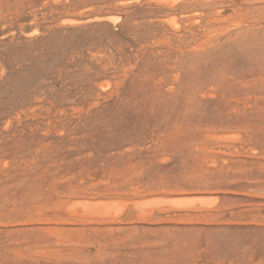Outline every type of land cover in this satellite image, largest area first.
I'll return each instance as SVG.
<instances>
[{"label":"rangeland","instance_id":"1","mask_svg":"<svg viewBox=\"0 0 264 264\" xmlns=\"http://www.w3.org/2000/svg\"><path fill=\"white\" fill-rule=\"evenodd\" d=\"M0 73V264H264V0H0Z\"/></svg>","mask_w":264,"mask_h":264},{"label":"bare ground","instance_id":"2","mask_svg":"<svg viewBox=\"0 0 264 264\" xmlns=\"http://www.w3.org/2000/svg\"><path fill=\"white\" fill-rule=\"evenodd\" d=\"M172 6V5H171ZM175 6V5H174ZM187 14V13H186ZM81 16V15H80ZM93 17H95V16H93ZM66 18V17H65ZM88 18V17H87ZM62 19V18H61ZM71 18H69V20H70ZM151 19V18H150ZM164 19V18H163ZM72 20V19H71ZM79 20V19H78ZM77 20V21H78ZM87 20V19H86ZM165 20H167V21H169V22H171V23H173V24H178V19H177V15H175V13H170L169 15H168V17H165ZM75 21V20H74ZM212 33V32H211ZM207 38V37H206ZM11 39V38H10ZM166 40V39H165ZM164 40V41H165ZM168 42V41H167ZM200 48H201V46H200ZM89 52H90V50H89ZM92 54H93V52H91ZM105 54V53H104ZM99 61V60H98ZM1 74V73H0ZM104 79H106V78H104ZM107 81H108V79H106ZM105 81V80H104ZM39 114V113H38ZM33 116V115H32ZM10 121V120H9ZM11 122V121H10ZM7 123V122H6ZM3 125H4V123H3ZM7 126H8V124H7ZM6 126V127H7ZM5 127V128H6ZM3 128H4V126H3ZM196 198H198V200H201V198H202V201L205 199L206 200V198H203V197H187V196H183V197H180V198H171L170 199V201H173V202H176V203H188V202H191V201H195L196 200ZM70 199V198H69ZM101 199H104V198H100V200ZM154 198H152V199H150L149 198V200H146L145 201V199H144V201H143V199H142V201L141 202H138L137 204H140L141 206H143V205H146V204H149V203H151V202H153L154 200H153ZM160 199H162V198H160ZM208 199V198H207ZM100 200H97L96 199V197H91V198H89L88 199V201L87 202H81L80 204H78V206L79 207H81V209H82V211L84 210V211H86V212H90V213H94V212H101V211H104V210H110V209H115V207H116V205H115V203H113L114 205H112V202L110 203V202H105V201H100ZM106 200V199H105ZM159 200V199H158ZM163 200V199H162ZM204 200V201H205ZM71 201V200H70ZM113 201V200H112ZM118 201V200H117ZM156 201H157V199H156ZM75 202V201H74ZM73 202V203H74ZM159 202V201H158ZM158 202H156V203H158ZM164 202V201H163ZM169 202V201H168ZM117 203H121V205H122V201H119V202H116V204ZM155 203V202H154ZM159 204H161L162 205V203H160L159 202ZM203 204V203H202ZM76 204H74V206H75ZM154 205V204H153ZM182 205V204H181ZM192 205V204H191ZM199 205V204H198ZM73 206V207H74ZM117 206H120V204L118 205L117 204ZM160 206V205H159ZM184 206V205H183ZM71 207V206H70ZM140 207V206H139ZM118 208V207H117ZM116 208V209H117ZM148 210V209H147ZM108 212V211H107ZM109 212H111V211H109ZM104 213H105V211H104ZM94 216V215H93ZM103 216V215H102Z\"/></svg>","mask_w":264,"mask_h":264}]
</instances>
